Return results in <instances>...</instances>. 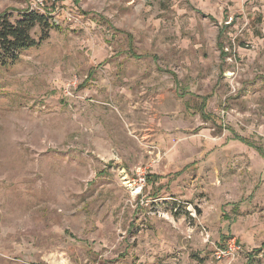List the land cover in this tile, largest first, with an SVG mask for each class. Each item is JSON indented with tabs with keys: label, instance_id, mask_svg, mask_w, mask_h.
<instances>
[{
	"label": "rangeland",
	"instance_id": "374dc122",
	"mask_svg": "<svg viewBox=\"0 0 264 264\" xmlns=\"http://www.w3.org/2000/svg\"><path fill=\"white\" fill-rule=\"evenodd\" d=\"M43 6L0 67V264H264V0Z\"/></svg>",
	"mask_w": 264,
	"mask_h": 264
},
{
	"label": "trees",
	"instance_id": "16d2710c",
	"mask_svg": "<svg viewBox=\"0 0 264 264\" xmlns=\"http://www.w3.org/2000/svg\"><path fill=\"white\" fill-rule=\"evenodd\" d=\"M42 9L0 14V67L15 65L22 53L39 47L48 39L56 25L50 22L53 10L45 6ZM35 29L39 31L37 38L33 37Z\"/></svg>",
	"mask_w": 264,
	"mask_h": 264
},
{
	"label": "built area",
	"instance_id": "2783aa9c",
	"mask_svg": "<svg viewBox=\"0 0 264 264\" xmlns=\"http://www.w3.org/2000/svg\"><path fill=\"white\" fill-rule=\"evenodd\" d=\"M44 0H34V5H32V7H34L35 9L41 8L39 6H42ZM221 256L217 255V259H219Z\"/></svg>",
	"mask_w": 264,
	"mask_h": 264
}]
</instances>
